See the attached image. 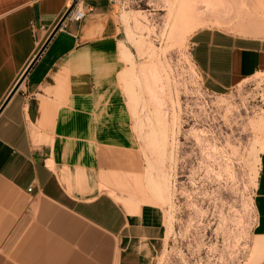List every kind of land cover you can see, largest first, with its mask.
<instances>
[{
  "label": "rangeland",
  "instance_id": "rangeland-1",
  "mask_svg": "<svg viewBox=\"0 0 264 264\" xmlns=\"http://www.w3.org/2000/svg\"><path fill=\"white\" fill-rule=\"evenodd\" d=\"M110 15L112 66L96 73L106 81L96 101L103 115L88 139L113 145L102 187L128 213L146 205L161 224L158 239L131 238L126 262L255 264L264 70L211 89L188 39L206 27L262 29L264 0H111Z\"/></svg>",
  "mask_w": 264,
  "mask_h": 264
},
{
  "label": "crops",
  "instance_id": "crops-1",
  "mask_svg": "<svg viewBox=\"0 0 264 264\" xmlns=\"http://www.w3.org/2000/svg\"><path fill=\"white\" fill-rule=\"evenodd\" d=\"M69 2L0 0V264H128L131 238L160 236L151 209L128 213L102 187L113 145L88 139L103 115L96 73L112 66L111 0H84L85 16L58 28ZM188 45L214 90L264 70V27L200 28ZM253 207L264 264V152Z\"/></svg>",
  "mask_w": 264,
  "mask_h": 264
},
{
  "label": "built area",
  "instance_id": "built-area-1",
  "mask_svg": "<svg viewBox=\"0 0 264 264\" xmlns=\"http://www.w3.org/2000/svg\"><path fill=\"white\" fill-rule=\"evenodd\" d=\"M69 6L64 12L62 18L60 19V24L58 28H61L65 21L67 20H81L87 10L89 9V6L84 4V0H69ZM31 190V189H29Z\"/></svg>",
  "mask_w": 264,
  "mask_h": 264
},
{
  "label": "bare ground",
  "instance_id": "bare-ground-1",
  "mask_svg": "<svg viewBox=\"0 0 264 264\" xmlns=\"http://www.w3.org/2000/svg\"><path fill=\"white\" fill-rule=\"evenodd\" d=\"M121 48V47H120ZM257 176V175H256Z\"/></svg>",
  "mask_w": 264,
  "mask_h": 264
}]
</instances>
